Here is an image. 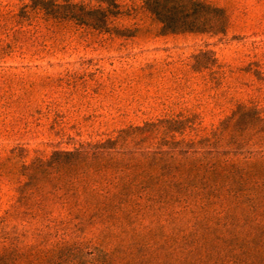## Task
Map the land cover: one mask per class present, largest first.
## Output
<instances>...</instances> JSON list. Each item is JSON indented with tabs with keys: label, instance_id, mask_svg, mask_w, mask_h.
<instances>
[{
	"label": "rangeland",
	"instance_id": "1",
	"mask_svg": "<svg viewBox=\"0 0 264 264\" xmlns=\"http://www.w3.org/2000/svg\"><path fill=\"white\" fill-rule=\"evenodd\" d=\"M143 1L115 0L125 37L0 0V264H264L261 198L209 212L20 200L22 166L129 125L181 115L202 136L239 104L264 116V0H205L225 11L218 33L164 32Z\"/></svg>",
	"mask_w": 264,
	"mask_h": 264
},
{
	"label": "trees",
	"instance_id": "2",
	"mask_svg": "<svg viewBox=\"0 0 264 264\" xmlns=\"http://www.w3.org/2000/svg\"><path fill=\"white\" fill-rule=\"evenodd\" d=\"M98 2L30 0L19 16L130 36V28L114 23L122 14L119 4ZM143 5L164 32L224 29V9L205 0H144ZM195 130L189 117L160 118L36 158L22 166L26 182L19 188L20 200L29 203L34 196L33 203L43 208L60 201L80 210L158 205L209 212L226 207L230 198L252 206L264 199L256 191L264 184L262 111L239 104L206 135H192ZM11 216L8 211L1 220Z\"/></svg>",
	"mask_w": 264,
	"mask_h": 264
}]
</instances>
